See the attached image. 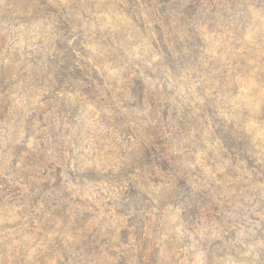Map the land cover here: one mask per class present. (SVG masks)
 I'll return each mask as SVG.
<instances>
[{"label": "rangeland", "instance_id": "rangeland-1", "mask_svg": "<svg viewBox=\"0 0 264 264\" xmlns=\"http://www.w3.org/2000/svg\"><path fill=\"white\" fill-rule=\"evenodd\" d=\"M0 264H264V0H0Z\"/></svg>", "mask_w": 264, "mask_h": 264}]
</instances>
